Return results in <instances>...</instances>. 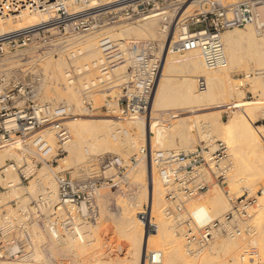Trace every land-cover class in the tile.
Here are the masks:
<instances>
[{"label":"built area","instance_id":"1","mask_svg":"<svg viewBox=\"0 0 264 264\" xmlns=\"http://www.w3.org/2000/svg\"><path fill=\"white\" fill-rule=\"evenodd\" d=\"M80 1L0 0V18L20 15L25 11L44 12L52 16L43 24L14 33L0 32V57L7 55L8 51L35 43L48 48L46 52L56 53L60 45H53L57 42L55 36L64 38L70 33H91L119 22L141 20L157 11H168L162 19L166 37L171 34L167 52L184 54L199 49L209 70L227 64L223 42L225 32L254 25L264 41V0H242L235 3L195 0L199 10L185 18L183 13L178 14L189 0H115L92 8H82L77 12L69 11V2ZM127 47L130 49V46ZM99 48L106 56L99 68L100 81L106 83L112 81L113 65L123 60V51L118 41L109 37L100 40ZM163 52L164 48L157 41L136 45L130 67L120 76L124 80L118 99L121 116L147 118L149 115ZM4 81L0 78V147L16 142L24 143L31 146L34 154L42 160L52 161L59 153L64 155L67 143L73 138L72 129L68 125L72 116L71 108L65 104L55 106L42 102L32 82L18 79L10 84ZM207 86L205 77L197 79L200 92L205 91ZM48 130L54 134L58 148L44 134ZM122 133L129 135L127 129H123ZM113 137L117 138V133ZM140 152L143 155L149 154L151 168L157 170L163 182L166 199L163 215L171 222L174 235L185 239L188 254L200 253L218 237L235 238L255 232L249 223V208L255 202L252 197L237 198L229 212L203 224L187 208L189 200L206 192L212 181L225 182L234 169V161L223 141H202L194 151L188 153L152 151L147 145ZM136 162V157L131 158V163ZM87 166L88 172L81 176L72 171H60L55 175L57 202L44 194L40 195L26 211L19 210L18 214L24 217L21 221L6 211L2 213L0 260H18L29 256L34 247L30 228L36 224L56 240H85L91 244L92 241L84 238L88 234L85 227L96 225L100 220V190L103 186L119 188L129 166L124 158L116 154L94 157ZM15 168L19 169L11 161L2 166L0 180H5L7 171ZM21 174L26 181L27 176ZM7 184L11 186L9 182ZM5 189L0 181V196ZM148 211L147 207L138 213V217L150 234L157 232L158 225L151 221ZM247 256L249 264H255L253 251ZM162 259L161 250L146 251L144 264H162Z\"/></svg>","mask_w":264,"mask_h":264},{"label":"rangeland","instance_id":"2","mask_svg":"<svg viewBox=\"0 0 264 264\" xmlns=\"http://www.w3.org/2000/svg\"><path fill=\"white\" fill-rule=\"evenodd\" d=\"M222 1L225 3H235L242 0H222ZM195 8H194L195 11L193 13L184 15L183 18L195 14L197 10H199V7H197L196 9ZM128 23L131 22H119L110 26H105L103 28L114 27L113 29L115 31L114 33H120L121 31L119 30V27L123 24L126 25ZM151 25L154 27V29L155 28L161 29L162 19L160 20L153 19ZM247 27L248 28L252 27L253 30L255 29L254 31H256L254 25L246 26L245 28H240V29L247 30L248 29ZM103 28H100L98 30L86 34L70 33L69 35H66L64 37V38L67 37L66 39H64L63 37L58 38L55 36V38H57V42H54L53 45L54 44L60 45L58 49L59 51L56 53L46 52L48 48L46 49L44 48L43 45H37V43H35V44H28L27 46L19 47L17 49L8 51L7 55L0 57V78L2 79H3V75L5 74L2 72V70L3 71L13 70L15 73L14 75L16 80H18V78L22 79L24 75L27 74L32 75L34 72L33 76L35 78L36 77L42 78V75L44 74L45 76L44 80H46V86H47L44 90L48 89L51 94L54 92H60L62 94H66L67 92L71 91L74 95L72 100L70 99L57 100V103L52 104L55 106L59 104H67L68 106L71 105L72 106L71 119L79 118V119H86L88 121H93L100 118L103 119L104 117L109 119V122L111 124V129L109 130L110 135L108 136L110 137L109 138L110 140L106 141L105 139L104 141L103 139V142L101 143L96 142L93 139V137H95L96 139L98 135L102 134L101 131L93 132L88 128L78 130L73 128L70 124L71 122H69L68 120V125L71 127L73 133V138L71 142L75 140L76 137L79 136L83 141L82 152L85 157H83L84 161L83 159H81V162L83 161L85 162L86 165H88V163L92 161V158L94 157L102 156L105 154H117L123 157L129 166L128 171L121 180L122 182L119 188H110L106 186H103L101 188L98 198L101 217L96 226H91L90 232H88L89 235L86 237L87 241H92L91 244H87V242H85L84 244L85 246L84 245L82 246L83 249H78L76 247L73 248L71 246V251L68 253L64 252L63 250H57L58 246H56V248L53 247L54 243H52L53 241L51 240V237L48 236L42 230L41 226H39L38 224L31 226L30 229L32 232L34 247L28 259L38 258L40 259V261H43L45 264H129L130 263L129 252L130 250L133 249V246L130 242H127L125 232L123 230L122 225L124 218L120 206L125 204L133 208V212L131 214L132 215L134 214L133 215L134 219L138 218L139 212H143L145 209H147V207L149 208V198L144 197L143 195L145 188L144 187L145 180L140 178L138 179V177H136L138 176V173L136 171L139 168L140 162L145 158V156L141 154L140 150L145 146V141H146L144 140L145 138L141 137L142 135L139 134V131L136 126L137 125L136 122H140V121L143 122L144 119L121 116L118 105V99L122 93V84L124 83V80L123 79L118 80L117 78H119V76L117 75L119 74V72L122 73L125 70L121 69L120 71L115 72L112 75V81L101 83L100 81L101 72L98 66L99 71L97 70L95 75L92 74L90 76L91 78H95L97 85L92 86L91 88H86L85 85V83L87 82L86 74H83L84 72L82 73L79 72L80 70L79 68H81L80 66L86 63L85 56L76 53L77 54L76 58L75 57L72 58L67 54L71 50L74 52V51H78L80 48L83 47L82 45H80V43L77 44L80 41L78 40L79 38L84 37L87 34L88 35L90 34V36L98 35L99 31ZM102 38L103 36H98L97 38L98 46ZM131 39H137L139 40V43L157 41L160 42L161 44L162 37H156V35H152V36L141 35L140 33L136 34L135 31H131L128 34L122 35L121 39L118 40V43L121 46L126 41ZM165 42H162L161 44L162 47H164ZM63 46L66 47L61 52V48ZM172 55H174L177 58L174 61H179L181 58L182 59L185 58V57L183 58V55L178 53L177 54L173 53L171 54V56ZM102 56H103V60L105 61L106 56L103 53ZM128 58L129 61L127 60V62L124 61L125 58L124 60H121L120 61L121 64H119V66L127 64V69H128L131 65V57L128 55ZM61 60L64 61L62 68L60 70L61 73H63V75L65 76L69 75L68 77H71L72 78L71 80L73 81L69 85L62 84L57 81L58 69L56 68V65L57 62L58 61L61 62ZM102 61H99V64H102L101 63ZM40 63L46 66L44 67L39 66ZM47 63H49V65H47ZM37 65L40 67V69H38L39 67H37ZM26 70H28V72ZM30 71L32 72L29 73ZM170 74L172 75L173 73H169V75ZM177 75H178L177 73L176 74L174 73L173 76H171L173 81H176L175 84L178 83V80L182 79L180 76ZM251 77H255V74L253 73ZM251 77H247L245 70L243 69L234 71L232 73L233 83L238 85L237 86L238 88H236V90L237 89L238 90L234 91L233 96L230 97L228 96L230 93V89L229 88L225 89V91H223L219 95V97L214 102V104L210 106L191 108L189 106L183 105L184 103H182V100L180 98H176L174 101L177 104H179V106L176 109L173 108L174 110L158 112L160 114L158 116L159 118L154 121V123H156L157 125H160L163 128H165L164 134L167 136L166 138H168V141H165V144L163 145L164 147H153V151L163 150L168 152L169 150V151L186 152V153L194 151L202 141V139H200V135L203 134L202 133L203 130H201L200 135L196 131L195 132L196 134L192 137L193 141L191 140L190 143H188L184 140L185 137L183 136L186 135L185 134L186 128L185 126L183 128L182 125H184L185 121L189 122L190 124L191 122L194 124V121L198 120L200 124L202 125L204 124L205 126H207L205 128V131L206 130L209 131L210 129L207 124L212 123L211 125L213 126V129L211 131H212V136L214 135L213 138H215V140L223 141L227 145L228 154L231 156V158L234 161V169L229 174L225 182L219 183L217 181H212V183L210 184L209 189L217 185L216 188L218 187L217 189L219 191L221 190L220 191V193L222 192L221 195L224 194L222 196V200L228 199L229 204L227 206L228 207L230 206L229 207L230 209L226 206L228 209L225 208V212L223 213H214V211L211 209L212 218L213 219L220 218L224 214L229 212L232 208L233 203L236 201L237 198L241 196L252 197L255 200V202L249 208V214H250L249 223L251 224V226H254L255 232L253 233V235L243 236L237 239L240 240L239 242L240 244L242 242L243 245L242 244L241 245L243 247L239 244L237 252L236 253L234 252V254H237L239 256L240 259L239 264H249V256H247V254L253 251L255 256L254 257L255 264H264V179L260 178V180H257L259 181L257 183L255 182V180H253V178L256 176L255 170H257L258 172L259 168L262 165L261 164L263 161L262 153L260 150L257 149L258 147L252 143L253 140L251 139V137L248 136V133L246 134L243 133V128L242 130L233 131V133H230L226 138L225 135L220 130V128L227 127V125L224 124V122H227L235 113H241L240 111L243 110L242 107L249 106L256 108L257 107L264 108V96L262 95L263 86L262 84H259L258 86L254 87L253 84H250L251 82L249 83ZM240 81H243L245 85L239 86ZM4 82L7 83L6 80ZM44 90L41 91L42 98L45 102L50 103L47 100H45V98L43 97ZM213 113H219L218 116L220 120L219 123L221 124L215 123L212 120L211 115ZM214 126L217 128H219L220 126L221 127L217 131V128H214ZM254 126L261 127L260 130L262 133L260 140L263 145L264 144V111H259L255 115ZM123 129H127L129 131L128 136H125L122 133ZM120 131L121 133L117 134L118 139L112 137V134H114V132L118 133ZM184 131L185 133H183ZM71 142L69 143V146L66 148L67 152L64 155L59 153L57 158L51 161V160H42L35 154H31L33 160L32 161L28 160L29 164L27 163L28 154L24 153V151H21L22 149H15L14 146L11 145H5L1 147V148L13 147L16 153L10 149L0 150V153L7 152L8 154H11L6 159V161L0 165V168L9 161H11L16 163L19 169L14 172V175L10 176V174H8L5 180L2 179L0 180L1 183L6 188L1 193L0 196V222L2 220V213L5 211L9 215H12L14 217L17 216L18 221L24 220V217L18 214L19 210L26 211L31 206V203L34 200H36L42 194L45 193L48 194L49 191L51 192L52 195L50 199H52L53 202H57V192L55 196L53 195L54 194L53 192L55 190L54 186L57 187L55 175L60 171H72L78 174L77 168L79 163L70 156ZM55 147L58 148L57 140ZM263 152H264V145H263ZM19 157H21L22 160L19 161ZM133 157H136L137 159L136 163H131V158ZM28 165L31 166L30 168H32L31 169L32 172L29 175H26L25 170ZM44 169L45 171L48 172V175L50 177V179H47V181L44 184L47 191H44V189H42L41 184L39 183L32 184L33 180L36 177H39L41 171H43ZM21 172L27 176L26 181L23 179ZM233 175L234 176L236 175L235 179H239V177L240 178L246 177V179L248 178L249 181L255 184H249L250 182L247 181L243 182L242 178H241L242 180L239 179L242 181L241 183L239 184L233 183L231 180V177ZM249 175L252 177H250ZM155 176L159 178V181L161 182L162 185V189L164 193L162 206L164 208L166 205L165 192H164L165 188L163 182L161 181V178L158 175L157 170H155ZM254 179H257V177H255ZM21 180H24V182H21ZM8 182H14L13 184L14 186L9 187L7 184ZM246 183L248 184L245 185ZM231 184L233 186L232 188L233 191L230 188L232 187L230 186ZM235 185L236 186L238 185L237 188H234ZM248 185H250V189L251 187H253L252 190L247 188L249 187ZM201 195L191 199L187 203V207L192 210L195 209V206L197 207L198 204L200 205L209 204L206 203L203 196L201 197ZM139 198L143 202L141 205H139L138 203ZM225 200H223V203ZM225 202L226 203H224V205L228 203L227 200ZM207 206L210 208V204ZM157 216H160V214L155 213L153 215V221L159 225L160 228L159 230L161 231L166 230L167 231L166 234L168 236L172 237L177 241H180V243L183 244V251L185 255L189 257V260L196 259L192 255L188 256L186 251L185 239L181 236H175L173 232L170 230L169 228L171 226L170 221L164 215L162 216L161 214L160 216L161 219L163 217V219L166 221V223H162L160 217ZM224 241L225 240L223 239H217V240L215 239L205 248L204 251L209 255L208 256L209 261H207L206 263L209 262L210 264H227V260H230L233 254L229 256L228 251H226L225 249H221L220 243ZM152 247L153 245L151 246V249L155 248L165 252L167 251V248H165L166 246L161 245V243L160 245L158 244L153 248ZM24 259H26V257L18 260H2V261L14 263V262H20ZM230 263H233V260H231Z\"/></svg>","mask_w":264,"mask_h":264},{"label":"bare ground","instance_id":"3","mask_svg":"<svg viewBox=\"0 0 264 264\" xmlns=\"http://www.w3.org/2000/svg\"><path fill=\"white\" fill-rule=\"evenodd\" d=\"M111 1H115V0H82L78 3L69 2L68 7H69V11L77 12L82 8H92V7L96 6L97 4H105V3H109ZM197 4L198 3L195 0L187 1V3L179 11L178 15H180L181 13H183V15L193 13L195 11L194 8L196 6L198 7ZM164 13H168V11H157V12L152 13L150 16L145 17L141 20L131 22V23H128L126 25L123 24L119 27L121 34L120 33H114L115 32L113 30L114 27L103 28L99 31L98 35L90 36V34L89 35L87 34L86 36L78 39L80 41L77 44L80 43V45L83 46L82 48H80L78 51H74V52L72 50L71 51L68 50L69 52L67 53L72 58L73 57L76 58V56H77L76 53H79L80 55L85 56L86 63H84L81 66L79 65L81 67V68H79L80 69L79 72H81V73L84 72L83 74H86V78H87V80H86L87 82L85 83L86 88H91L92 86L97 85V82H96L95 78H91L90 76L92 74H94V75L96 74V71L98 70V66L100 68V65H101V64H99V61L103 60L102 53H101L99 46H98V41H97L98 36H103V38L109 37V38H112V39L118 41L121 39L122 35L128 34L131 31H135L136 34L140 33L141 35H148V36L156 35V37H162L161 44H162V42H165V40H166L164 47H163L164 52H163V56H162V64H161V68H160V74H159V78H158V82H157V87H156L155 94L153 97L151 111L149 112V115L147 116V118L135 117V118L144 119L143 122L142 121L136 122L137 123L136 126H137V129L139 131V134L142 135L141 137L145 138L144 140H146L145 146L147 145L149 149L150 148L152 149V151H153V147H164L163 145L165 144V141H168V138H166L167 136L164 134L165 128L154 123V121L159 118L158 116L160 114L158 112L174 110L173 108L176 109L179 106V104H177L174 101L176 98H180L182 100V103H184L183 105H185V106H189L191 108H198V107L210 106V105L214 104V102L217 100L219 95L223 91H225V89H228V88L230 89V93L228 96L231 97L234 94L233 92L238 90V89L236 90V88H238L237 87L238 85L233 83L232 73L236 70H239V69L245 70L247 77H251L253 73L255 74V77H251V79L249 80V83L251 82L250 84H253L254 87L258 86L259 84H262V86H263L262 95L264 96V41L261 37H259V35L257 34V31H254L255 29L253 30L252 27H249V28L247 27L248 28L247 30L237 28V29H233V30H230V31H227L226 33H224L223 34V40L225 43L224 46H225V51H226V56H227V64L224 67L209 70L206 68V66L202 60L201 52L199 49H192V50L186 52L185 53L186 55L181 54V55H183V58L184 57L185 58L184 59L178 58V59H180L179 61H174L177 58L174 55L171 56V54H173L171 51L167 52L168 44H169L170 39H171V34L168 37H166V34L163 31V26H161V29H156V28L154 29V27L151 25V22L153 21V19L154 20L163 19ZM51 18H52V16L48 13L25 11V12H22L20 15L7 16L5 18H0V32L3 34L4 33L5 34L14 33L16 31H19L22 29H26V28H29L32 26L43 24V23L47 22L48 20H50ZM248 26H250V25H248ZM138 43H139V40L131 39V40L126 41L124 44H122L120 46L121 51H123V53H122L123 56L121 58H123V60L125 58V60H124L125 62H127V60L129 61L128 55L130 57L132 56V54L135 52V47ZM66 46H68V45H66ZM66 46H63L61 48V52ZM127 46H130V49ZM67 54H65V55H67ZM103 62H104V60L101 63H103ZM63 63H64V61L61 60V62L58 61L57 65H56V68L58 69L57 81L59 83L69 85L73 82L71 80L72 78L68 77L69 75H66L67 76V78H66V76L63 75V73H61V71H60ZM119 64H121V63H116L115 65H113L114 68L112 69V74L120 71L121 69L125 70L122 73L119 72V74L117 75V76H119V78H117V79L121 80L120 76L126 72L127 64H124L122 66L121 65L119 66ZM47 65H49V63H47ZM39 66L44 67L46 65H43L40 63ZM39 66L37 65V67H39ZM38 69H40V67ZM26 71L28 72V70H26ZM32 71H30L29 73H31ZM2 72L5 73L3 75V79H5L7 81V83H12L13 81L14 82L16 81V78L14 75L15 73L13 70H4V71L2 70ZM38 73H39V70H38ZM169 73H173V74L177 73L178 74L177 76H180L182 79L178 80V83L175 84L176 81H173V79L171 78V76H173V74L169 75ZM179 73H180V75H179ZM33 75H34V72L32 75L31 74L24 75V77L22 79H24L25 81L32 82L36 88V92H37L40 100L42 102H45L43 100L42 94H41V91L47 87L46 86V80H44L45 76L43 74L42 78L41 77L35 78ZM39 76H40V73H39ZM201 76L206 78L207 84H208L207 89L203 92H200L197 88V79ZM244 85H245V83L243 81H240L239 86H244ZM43 97L45 98V100H47L51 104H55V103H57V100H63V99L72 100L74 95L71 91L67 92L66 94H62L60 92H54L51 94L49 92V90L46 89L43 92ZM230 97H229V99H230ZM237 97H238V95H237ZM65 105H67V104H65ZM69 107L72 110V106L69 105ZM242 109L243 110L240 111L241 113H235L227 122H224V124H226L227 127L220 128L222 126L221 125L219 128H220L221 132L225 135V138L228 137V135L230 133H233V131L242 130V128H243V133L244 134L248 133V136L251 137V139L253 140L252 143L258 147L257 148L258 150L261 151L263 161H262V163L261 162L260 163L262 165L259 168V166H260V163H259L258 172H257V170H255L256 171L255 177H257V179H254L255 177L253 176L254 177L253 180H255V182L257 183V182H259L257 180H260V178L264 179V152H263V145L264 144L262 145V142L260 140L261 133H262L260 130L261 127L254 126V118H255V115L259 111H264V108L263 107H257L256 108V107L245 106V107H242ZM218 116H219V113H213L211 115L212 120L215 123H219V121H220ZM70 119H69V122H71L70 123L71 126L75 129L82 130L84 128H88V129L92 130L93 132H96V131L100 132L101 131L102 134H100L98 136L96 134L97 140L95 139V137H93L94 141L101 143V142H103V139H104V141H105V139H106V141L110 140L109 139L110 137L108 136V135H110L109 130L111 129V124L109 122V119H107L105 117L103 119L100 118V119H96L93 121H88L86 119H79V118H73L71 120ZM194 119H193V121H194ZM181 122H180V124H181ZM185 122H184V125H182V126H183V128H184V126L186 128L185 129L186 133H185V131L183 132L186 134L185 136H183V137H185L184 140L186 142L190 143L191 140L193 141L192 137L196 134L195 132L197 131L198 134L200 135L201 130H203V132H202L203 134L200 135V139H202V141L212 142L213 140H215V138H213L214 135L212 136V131H211L213 129V126L211 125L212 123L207 124L210 130L205 131V128L207 126H205L204 124L203 125L200 124V122L198 120H195L194 124L192 122H191V124L189 122H186V123ZM219 124H221V123H219ZM214 128H217V127L214 126ZM219 128H217V131L219 130ZM138 131H137V133H138ZM119 133H121V131L118 132L117 134H119ZM44 134L47 136V138L51 142V144L56 146V140H55L54 134L51 133L50 130L45 131ZM112 137H113V134H112ZM69 143H67L66 148L69 146ZM14 144H10V145L14 146L15 149H22L21 151H24V153L28 154L27 155V163L29 164L28 160H31V161L33 160L32 155H31V154H34L32 147L29 145H26L24 143H16L15 145ZM82 144H83V141H82L81 137L79 136V137H76L75 140H73L71 142V147H70V156L75 161H78V163H79L78 168H77V172H78L79 176L86 174L88 172V169H89V167L85 164V162H83L84 161L83 157H85V156L83 155V152H82ZM14 148L13 147H10V148L9 147L8 148H1L0 147V150L10 149V150L14 151ZM255 149H256V147H255ZM66 152H67V150H66ZM10 155L11 154H8L7 152L0 153V165L3 164ZM144 156H145V158L140 162L139 168L136 171L138 173V176H136V177H138V179L140 178V179L145 180V184H144L145 188H144L143 195H144V197L149 198V211L148 212H149L151 221L154 222L153 221V215L155 213L160 214V216L162 214V216H163V206L162 205H163V197H164L163 194L164 193H163L162 185H161V182L159 181V178H157L155 176V169L152 170V168H151L149 154L144 155ZM81 159H83L82 162H81ZM93 159L94 158H92V160ZM20 160H22L21 157H19V161ZM30 167L31 166H29V165L27 166V168L25 170L26 175H29L32 172V170H31L32 168H30ZM16 170H17V168L8 170L7 175L8 174H10V176L14 175V172ZM253 175H254V173H253ZM235 176L233 175L231 177V180L233 183L239 184L242 182L241 180L243 179V182L247 181V182H250L249 184H255V183L249 181L248 178L246 179V177H244V176H243L244 178L241 177L242 179L239 177V179H241V180L235 179L236 178ZM237 177H238V175H237ZM250 177H252V176H250ZM47 179H50V177L48 175V172L45 171V169H44L43 171H41V174L39 175V177H36L33 180L32 184L39 183V184H41L42 189H44V191H47V189L44 186ZM9 183L11 184V187L14 186L13 185L14 182H9ZM247 184L248 183H246L245 185H247ZM216 186L215 187L213 186V188L208 189L206 192H204L201 195V197L203 196L206 203L210 204V208L207 206L209 204H205V205L204 204H201V205L198 204L199 206L198 205H197V207L195 206V209H192V210L187 207L188 210L195 215V218L197 219V221L201 224L206 223L209 220L213 219L212 214H211L212 210L214 211V213H223V212H225V208L228 209L230 207V206L229 207L227 206L229 204L228 199H226L228 203L226 205H224V203H226L225 199H223V200H225L224 203L222 200V196L224 194L221 195V193H222V192L220 193L221 190L219 191L217 189L218 187L216 188ZM230 186H232V184ZM235 186H234V188H237L238 185L236 187ZM248 186L249 187H247V188L250 189V185H248ZM54 188H55V190L53 192L54 193L53 195L55 196L56 192H57L56 191L57 187L54 186ZM230 188L232 189L233 186ZM252 188L253 187H251L250 190H252ZM232 191H233V189H232ZM44 195H46L47 198H49V199L52 196L50 191L48 194L45 193ZM224 198H225V196H224ZM138 203H139V205H141L143 203L140 198H139ZM120 207H121L122 215L124 218L123 225H122L123 230L125 232L127 242H130L133 246V249L130 250V252H129L130 253V259H129L130 263L129 264H144V257H145L146 251H150V250H153V251L159 250L160 251V249H155V248L151 249L152 245L154 247L158 244L160 245V243H161V245L166 246L165 248H167L166 252L161 250V252L163 253L162 264H202V263L205 264L207 261H209L208 260L209 255H208V253H206L204 251L205 248H203V252H205V253H203L201 250V252L196 254V256L192 255L196 259H192V260L190 259L189 260V257H187V255H185V253L183 251V244L180 243V241H177V240L173 239L172 237L168 236L166 234V232H167L166 230L165 231L159 230L160 229L159 225L156 222L155 223L158 225L157 232H152L149 234L147 232V228H146L147 226L145 227L144 222L141 219H139V217L137 219L133 218L134 214L133 215L131 214L133 212V208H131L130 206L125 205V204L120 206ZM160 216H157V217H160ZM160 219H161V217H160ZM161 222L166 223V221L163 219V217L161 219ZM96 225H92V226H96ZM251 227L254 228V226H251ZM90 228H91V226H86L85 230L87 232H90ZM169 228L173 232L172 224ZM88 229H89V231H88ZM161 229H162V227H161ZM145 230H146V232H145ZM254 230H255V228H254ZM88 235H89V233L87 234V236ZM250 235H253V234H250ZM250 235L249 234H242V235L235 237V238H230V237H218V238H216V240L217 239L225 240L224 242L220 243L221 249H225L226 251H228L229 256L233 254L231 256V259L227 260V264H239V262H240L239 256L237 254H234V252L235 253L237 252V249H238L239 244H240L239 243L240 240H237V239L240 237H243V236H250ZM87 236H85L84 238L86 239ZM50 237H51V240L53 241V242L52 241L51 242L54 243L53 247L56 248V246H58L57 250H63L66 253L71 251V246L73 248L76 247L78 249H83L82 246L86 242L85 240H84V242H74V241L69 240V239L56 240L52 236H50ZM229 240H232V241H229ZM233 240H235V241H233ZM241 244H242V242H241ZM242 247H240V248H242ZM186 251H187V249H186ZM189 255L190 254H188V256ZM28 258H29V256L20 262H14V263L0 260V264H45L43 261H40V259H38V258H33V259H28ZM231 260H233V263H230ZM208 263H206V264H208Z\"/></svg>","mask_w":264,"mask_h":264}]
</instances>
